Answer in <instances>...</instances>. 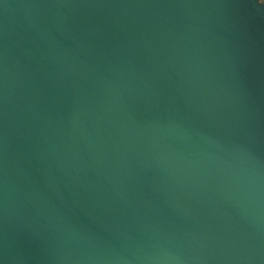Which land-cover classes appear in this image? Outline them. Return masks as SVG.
<instances>
[{
	"label": "water",
	"instance_id": "1",
	"mask_svg": "<svg viewBox=\"0 0 264 264\" xmlns=\"http://www.w3.org/2000/svg\"><path fill=\"white\" fill-rule=\"evenodd\" d=\"M0 264H264V1L0 0Z\"/></svg>",
	"mask_w": 264,
	"mask_h": 264
},
{
	"label": "flooded vegetation",
	"instance_id": "2",
	"mask_svg": "<svg viewBox=\"0 0 264 264\" xmlns=\"http://www.w3.org/2000/svg\"><path fill=\"white\" fill-rule=\"evenodd\" d=\"M261 1H264V0H261Z\"/></svg>",
	"mask_w": 264,
	"mask_h": 264
}]
</instances>
